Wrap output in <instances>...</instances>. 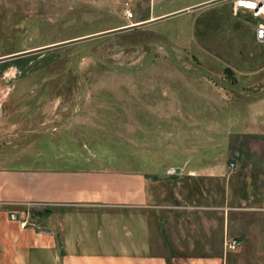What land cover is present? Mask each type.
I'll return each mask as SVG.
<instances>
[{
	"label": "crops",
	"instance_id": "0c3cea01",
	"mask_svg": "<svg viewBox=\"0 0 264 264\" xmlns=\"http://www.w3.org/2000/svg\"><path fill=\"white\" fill-rule=\"evenodd\" d=\"M221 4L236 38L201 36L208 37V44L245 41L253 47L245 62L257 63L253 68L236 67L234 61L224 65L218 77L225 86L213 85L212 102L201 104L203 110H213L207 124L189 112L201 105L176 109V126L201 137L176 153L179 160L157 169L142 167L136 155L133 167L113 169L0 165V264H264V43L255 40V20L249 14L248 21L237 20L241 9H233L231 0ZM224 107L230 112L227 120L217 117ZM82 109L88 107L77 105L70 118L37 135H13L5 142L17 148L9 153L127 157L129 145L113 152L86 140L88 129L76 127H104L105 117L87 118ZM55 124L53 119L38 123ZM114 125L117 141L121 133L125 140L132 135L126 142L143 148L133 136L132 121L108 126ZM195 144L216 153H198ZM23 205L44 213L38 224L28 220V209H19ZM226 239L238 245L226 249Z\"/></svg>",
	"mask_w": 264,
	"mask_h": 264
},
{
	"label": "rangeland",
	"instance_id": "374dc122",
	"mask_svg": "<svg viewBox=\"0 0 264 264\" xmlns=\"http://www.w3.org/2000/svg\"><path fill=\"white\" fill-rule=\"evenodd\" d=\"M222 1L0 0V128L4 129L0 165L113 169L133 167L136 155L142 158V167L157 169L179 160L176 153H183L193 144L191 139L201 135L176 126V109L211 103L213 85L225 86L218 74L228 61L242 68L257 63V59L245 62V54L253 48L249 43L230 39L236 34L227 27ZM126 9L132 16L124 13ZM239 11L237 20L248 21L249 13ZM157 14L163 15L149 18ZM141 17L146 20L137 21ZM201 32L210 37L222 34L231 42L208 44ZM77 105L88 107L79 111L87 118L105 117L104 127H76L88 129L86 140L113 152L129 145L127 157L124 153H9L17 148L5 142L13 135L30 137L54 128L70 118ZM243 111L239 110L240 116ZM189 112L206 124L214 117L213 110L207 106L203 110V105ZM229 113L224 107L217 117L223 120ZM41 119L56 124L40 126ZM114 121H132L133 136L145 144L143 148L126 142L132 135L125 140L121 133L117 141L113 134L118 126H108ZM195 146L198 153H216ZM19 209L29 210L32 223L43 218L33 205Z\"/></svg>",
	"mask_w": 264,
	"mask_h": 264
},
{
	"label": "built area",
	"instance_id": "2783aa9c",
	"mask_svg": "<svg viewBox=\"0 0 264 264\" xmlns=\"http://www.w3.org/2000/svg\"><path fill=\"white\" fill-rule=\"evenodd\" d=\"M244 2H250L251 7L245 6ZM233 9H244L250 17L255 20L254 25V38L260 43H264V0H231ZM124 13L127 16H132L129 10H125ZM231 166V164H229ZM264 194V187H263ZM238 245V242L234 239L224 241V247L232 250Z\"/></svg>",
	"mask_w": 264,
	"mask_h": 264
},
{
	"label": "bare ground",
	"instance_id": "6f19581e",
	"mask_svg": "<svg viewBox=\"0 0 264 264\" xmlns=\"http://www.w3.org/2000/svg\"><path fill=\"white\" fill-rule=\"evenodd\" d=\"M243 4H244L245 6L251 7V3H250V2H249V3H248V2H244Z\"/></svg>",
	"mask_w": 264,
	"mask_h": 264
}]
</instances>
